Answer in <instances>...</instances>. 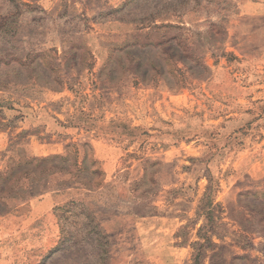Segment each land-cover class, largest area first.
Instances as JSON below:
<instances>
[{"label":"rangeland","instance_id":"1","mask_svg":"<svg viewBox=\"0 0 264 264\" xmlns=\"http://www.w3.org/2000/svg\"><path fill=\"white\" fill-rule=\"evenodd\" d=\"M207 238L264 264V0H0V264Z\"/></svg>","mask_w":264,"mask_h":264},{"label":"trees","instance_id":"2","mask_svg":"<svg viewBox=\"0 0 264 264\" xmlns=\"http://www.w3.org/2000/svg\"><path fill=\"white\" fill-rule=\"evenodd\" d=\"M203 66H204V65H203ZM134 129L136 130V129H138V127H135ZM69 146H73V145H68V147H69ZM65 157H66V156H60L59 158L65 160ZM50 158H52V157H50ZM48 159H49V158H48ZM44 160H46V159H41V160L38 159L36 162L39 163V162H42V161H44ZM74 165H75V164H74ZM207 194H208V195L210 194V190H208ZM204 206L207 207V210H205V214L208 215V216H210V215H211V212H212V210H213L212 200L209 199V200L207 201V203H206ZM204 228H205V225L201 226V227L198 229V233L201 232V230H203ZM209 245H211V244H210L208 238L205 239L204 244H201V243H199V242H194V243H193L194 248L197 247L196 252H195V254H194V256H193V257H194V258H193L194 264H200L201 257L203 256V249H201V248H202L203 246H209Z\"/></svg>","mask_w":264,"mask_h":264}]
</instances>
